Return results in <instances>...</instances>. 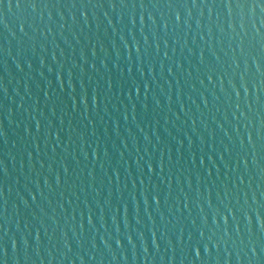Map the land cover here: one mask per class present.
<instances>
[{
  "label": "water",
  "instance_id": "95a60500",
  "mask_svg": "<svg viewBox=\"0 0 264 264\" xmlns=\"http://www.w3.org/2000/svg\"><path fill=\"white\" fill-rule=\"evenodd\" d=\"M0 264H264V3L0 0Z\"/></svg>",
  "mask_w": 264,
  "mask_h": 264
},
{
  "label": "snow or ice",
  "instance_id": "6c2138e0",
  "mask_svg": "<svg viewBox=\"0 0 264 264\" xmlns=\"http://www.w3.org/2000/svg\"><path fill=\"white\" fill-rule=\"evenodd\" d=\"M262 3H264V0H261Z\"/></svg>",
  "mask_w": 264,
  "mask_h": 264
}]
</instances>
